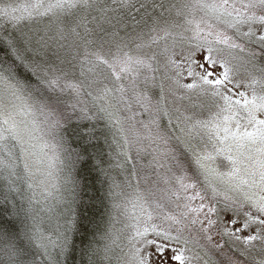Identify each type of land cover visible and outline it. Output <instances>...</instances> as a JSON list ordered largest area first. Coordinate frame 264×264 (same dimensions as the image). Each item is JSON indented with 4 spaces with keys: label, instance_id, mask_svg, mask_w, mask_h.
<instances>
[{
    "label": "snow or ice",
    "instance_id": "snow-or-ice-1",
    "mask_svg": "<svg viewBox=\"0 0 264 264\" xmlns=\"http://www.w3.org/2000/svg\"><path fill=\"white\" fill-rule=\"evenodd\" d=\"M0 264H264V0H0Z\"/></svg>",
    "mask_w": 264,
    "mask_h": 264
},
{
    "label": "trees",
    "instance_id": "trees-1",
    "mask_svg": "<svg viewBox=\"0 0 264 264\" xmlns=\"http://www.w3.org/2000/svg\"><path fill=\"white\" fill-rule=\"evenodd\" d=\"M145 118H146V117H145ZM104 151H105V152L107 151V146H104ZM144 162L147 163V158H145ZM89 163H91V162H89ZM113 174L115 175L116 173L114 172ZM96 175H97V174L94 173V172L91 173L90 179L93 178V177H95ZM118 178H119V177H118ZM96 187H97V188H100V184L97 183V184H96ZM101 210H103V209H101ZM97 219H99V213H97ZM105 219H106V217H105ZM117 227H119V225H117ZM79 242H80V241H79V239H78V240H77V243L79 244ZM75 259H76V260H79V259H80V257H79L78 254H76Z\"/></svg>",
    "mask_w": 264,
    "mask_h": 264
}]
</instances>
